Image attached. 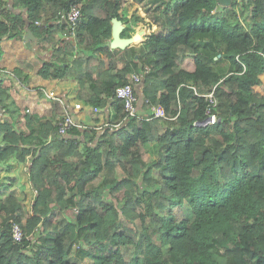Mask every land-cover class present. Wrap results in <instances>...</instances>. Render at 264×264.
Wrapping results in <instances>:
<instances>
[{
  "label": "trees",
  "instance_id": "1",
  "mask_svg": "<svg viewBox=\"0 0 264 264\" xmlns=\"http://www.w3.org/2000/svg\"><path fill=\"white\" fill-rule=\"evenodd\" d=\"M121 2L0 0V55L2 41L23 39L30 28L37 48L44 41L52 48L40 76L74 70L76 99L111 109L114 120L124 115L116 87L148 68L135 91L168 117L106 126L82 151L72 133L94 139L97 132L74 127L61 136L50 118L26 111L19 131L0 118L8 142L0 160L10 165L0 170V186L10 185L11 156H30L35 190L30 215L14 191L0 194V264H78L71 255L92 264H220L222 251L230 255L225 264H264V93L256 89L264 75V0H133L157 29L138 46L111 49L112 20L124 21ZM72 5L82 12L74 35L60 13ZM189 56L193 70L183 67ZM213 88L219 120L203 123ZM9 96L0 83L1 100ZM150 142L157 156L148 161ZM71 154L78 163L65 161ZM186 203L179 219L175 208ZM118 205L141 226L122 222ZM13 221L36 237L15 241Z\"/></svg>",
  "mask_w": 264,
  "mask_h": 264
},
{
  "label": "crops",
  "instance_id": "2",
  "mask_svg": "<svg viewBox=\"0 0 264 264\" xmlns=\"http://www.w3.org/2000/svg\"><path fill=\"white\" fill-rule=\"evenodd\" d=\"M132 1L133 0H131L130 4L132 3ZM146 19L149 22V18L146 17ZM151 25H153L154 27L157 26L154 23H152ZM149 30H151V32H152V30L154 31V29H150V28H149ZM151 32L145 33L144 35L145 36L149 35V34H151ZM141 41H143V39ZM3 42L4 41H2L1 44ZM39 45H42V47H44V48L46 45L47 50L45 49L43 51L44 54L38 53L37 54L38 57H37V56H35L37 49L35 50L33 48H30L33 46H27L24 38L23 39H18V38L11 39V66L10 67L12 70H14L15 73H16L15 69L20 68L22 73L20 75L16 73V75L18 76V78H20L26 84V87H28V89L19 86L18 83L13 78H8V77L3 78L1 83L8 85L9 93H11V94L8 97V100L6 101L7 104L4 101H2V102L6 106L9 104V101H11L9 107L4 106V110L5 111L7 110L4 114V118L6 117V118L13 120L14 123L16 124L15 126H16V129L18 131H19L18 126L23 125L25 123L24 122V113L21 114L20 111H23V112L26 111V112H29L31 114H38L42 118H50L54 122V124H55L57 119H59L63 116L64 111H63V108H62L60 103H58L52 99H48L45 96H43V94H41L40 92H37L34 90L35 88L38 87V85H43V86L46 85L45 87H47V88L56 89L58 91L65 93L70 100H72V99L78 100V99H76L77 98L76 96H77V92H78L80 83L78 82V80H75V78H76L74 76L75 74H70L71 72H69L68 75L64 78H53L55 80L54 81L55 83L53 85H51L50 87H48L47 84L44 82L48 79L42 78L40 76V74L38 73L39 67L44 62L41 61L42 64L39 65L37 68H35L36 70L34 69L35 60H40V58H43V61H45L46 59H50V58H48L49 56L50 57L52 56V52H51L52 48H50V45L48 43H46L44 41V42H41ZM39 45H38V47H39ZM2 46H5V42L2 44ZM13 46H18L19 52H22V54L18 55L17 53H19V52L16 51V49H14ZM25 48L26 49L30 48L34 52H32L31 50H25ZM39 56H41V57L39 58ZM5 58L7 60V58H8L7 54H5ZM6 60H5V63L3 66H7ZM183 67H185L189 70H193L195 68L194 57H192V56L187 57L185 59V61L183 62ZM69 74H70V76H69ZM37 80H39L40 83H36ZM42 80H44V81H42ZM10 83H11V85H10ZM138 94L140 96L139 108L142 112L146 113L147 112V106L143 102L144 95L141 92L140 88H139ZM86 105H94V104H86ZM27 108H29L30 111H27ZM19 113H20V115H18ZM79 117L84 121V123H86L89 126L86 129H88V131L90 130L89 132L91 134L94 131L97 132L94 139H91V136L87 135L88 133H82L79 136L76 133H72L77 137V140L80 142L79 149L82 151V149L84 148L85 145L87 146V144L94 143L93 141H96V138L98 137L99 133L101 131H103V129H104V128L97 129V128H94L92 126L96 125V124H101L104 121L109 120L110 119V113L106 107H102V111L98 112V113H92V111L90 112V110L89 111L84 110L81 113H79ZM88 118H89V120H88ZM80 129H82V128H80ZM81 131H83V130H81ZM69 135H71L70 132L65 134L64 136L67 137ZM5 143H6L5 139L2 136H0V147H4ZM31 146H34V145H31ZM33 151H34V148H33ZM12 156H15V155H12ZM14 158H16V159H14V160L11 159V162H9V163H11V170L7 172V174L10 176L9 182L11 185V192L15 191V189L17 187H19L20 185L22 186V182L27 183V181H28V183L31 184L30 183L31 181H29V175H28L29 172L27 174L24 173L25 175L23 176L22 182H20L18 180L16 181V178L18 177L17 173H20L21 169L23 171V167L25 164H28V162L30 160V156H28V158L24 161L18 160L16 156ZM65 161L76 164L79 161V156L77 154L67 155L65 157ZM101 179H102V177H101ZM19 190H21V189H19ZM28 195H29L28 200L32 201L34 198V195H35V190L33 187H32V193L30 192ZM72 260L77 261L78 264H92L93 263V260L91 258H85L83 260H80L77 258V259H72Z\"/></svg>",
  "mask_w": 264,
  "mask_h": 264
},
{
  "label": "built area",
  "instance_id": "3",
  "mask_svg": "<svg viewBox=\"0 0 264 264\" xmlns=\"http://www.w3.org/2000/svg\"><path fill=\"white\" fill-rule=\"evenodd\" d=\"M62 15L65 16L67 27L69 29V32L74 35L75 29L78 26V23L81 19V6L80 5H72L70 9L64 10L60 12ZM67 35L68 33H64ZM149 71L148 68H146L144 72ZM143 73L142 72H132L129 75V80L125 84L118 85L115 89V96L116 98L120 99L123 103V111L124 115L119 120L113 119V112L110 109V119L104 121L101 124L93 125L92 127L97 129H102L106 126H112V127H118L121 126L124 122L127 121L129 118H136L137 120H149L154 117H167L166 109L165 107L158 103H153L149 97H144V104L147 106V112L144 113L139 108V102H140V96L135 91V88L138 84H140L143 80ZM13 78L19 86L23 88H27L26 84L18 78L14 70L10 69L7 66H3L0 64V83L2 82L3 78ZM18 78V80H17ZM22 82V85L20 84ZM32 90V89H31ZM37 92H40L48 99H52L58 103L61 104L63 108V116L56 120L55 126L57 128V131L61 135H65L69 133V131L76 127V128H82L86 129L89 126L84 123V121L79 117V113H81L84 110H90L92 113H98L102 111V107L98 105H86L81 100H73L71 101L68 96L56 89H50L43 85H38L37 88L34 89ZM209 99V106L207 107V117L206 121L210 124L215 123L219 120V117L215 112H213V108L217 105V97L214 93V88L205 94ZM4 103L1 100L0 97V110H4ZM27 111H30L29 108H27ZM176 117V116H175ZM174 118V117H172ZM51 136L49 137L50 140ZM35 145L33 146V148ZM12 234L14 237V240L17 242H22L24 238L32 240L34 238V233H28L23 229V226L21 223L17 221H13L12 224Z\"/></svg>",
  "mask_w": 264,
  "mask_h": 264
},
{
  "label": "rangeland",
  "instance_id": "4",
  "mask_svg": "<svg viewBox=\"0 0 264 264\" xmlns=\"http://www.w3.org/2000/svg\"><path fill=\"white\" fill-rule=\"evenodd\" d=\"M127 1V2H126ZM123 2H125L126 4L123 6L122 5V3ZM130 2H131V0L129 1V0H122V2H121V4H120V9H119V13L122 15V17H123V23L125 24V29L123 30V32L124 33H126V34H128V33H130L131 35H133V34H135L136 32H139L140 30H145V32L146 33H149V32H151V30H149V28L150 29H157V26H153V25H151V23L150 22H148L147 21V19H146V14H145V11L143 10V8L139 5V4H134L133 2L130 4ZM137 14H140L143 18H144V20H138L137 19ZM134 21H139V22H141V25H135V24H132L131 22H134ZM150 23V24H149ZM144 24V25H143ZM143 25V26H142ZM152 27V28H151ZM153 31V30H152ZM125 35V34H124ZM147 36V35H146ZM146 36L143 34V40L146 38ZM141 40V39H140ZM140 40H137L136 42H134V45H136V46H138V45H140L143 41H140ZM4 42H5V46H3V48H2V54H1V56H0V64L1 65H4V63H5V60H6V58H5V54H7V56H8V58H7V60H6V65H7V67H9L10 69H11V39H7L6 41L4 40ZM3 42V43H4ZM110 42V41H109ZM2 43V44H3ZM48 46V45H47ZM14 47V49H16V51H18L19 52V47L18 46H13ZM22 48V47H21ZM30 48H33V49H37L36 50V54H35V56H37V54L39 53H41V54H44L43 53V51L46 49L47 50V48H46V45H45V48L44 47H42V45H39V48H37V46H35V47H30ZM26 49L25 48V50H31L32 52H34L32 49ZM18 55H20V54H22V52H19V53H17ZM103 57H107V55L106 54H103L102 55ZM38 57V56H37ZM41 56H39V58H40ZM48 58H50V56L48 57ZM40 61V62H39ZM41 61L42 62H44L43 61V58H40V60H35V64H34V69L35 68H37L39 65H41L42 63H41ZM33 66V65H32ZM36 70V69H35ZM74 70H72V71H70L71 73L70 74H76V73H74L73 72ZM70 74H69V76H70ZM68 75V74H67ZM262 78H263V84L262 85H260V86H257L256 87V89H258V90H262V92L264 93V75L262 76ZM17 80H18V78H17ZM25 80V79H24ZM75 80H78V82H79V79L78 78H75ZM42 81H44V80H42ZM55 80L53 79V78H50V79H48V80H46V81H44L46 84H47V86L48 87H50L51 85H53L55 82H54ZM36 83H40V81L39 80H37L36 81ZM80 83V82H79ZM20 84L22 85V82H20ZM10 85H11V83H10ZM19 85V84H18ZM8 86V85H7ZM23 86V85H22ZM46 86V85H45ZM18 88V87H17ZM11 94V93H10ZM71 101H73V99L71 100ZM10 103H11V101H9V104L8 105H6L7 107H9L10 106ZM7 104V103H6ZM5 106V107H6ZM7 111V110H6ZM5 110L3 111V109L2 110H0V118L1 119H3L4 118V114H5V112H6ZM19 111V110H18ZM20 113L21 114H23L24 112L23 111H20ZM20 113L18 114V115H20ZM6 118V117H5ZM88 120H89V118H88ZM86 121V120H85ZM6 141V140H5ZM8 142L6 141V143H5V145L7 144ZM151 144L150 145H146V151H143V153H144V156L146 157V159L148 160V161H150L151 159H153V158H156V156H157V153L156 152H154V150H155V147H156V144L154 143V142H150ZM15 156H11V159L12 160H14V159H16V158H14ZM16 161V160H15ZM8 166H10L9 164H7L6 163V165L3 163V162H1V160H0V170H2V171H6L5 169L8 167ZM9 169L11 170V167H9ZM10 170H8V171H10ZM155 174H158L159 173V171L157 170V169H154V171H153ZM24 173H28V164H25L24 165V167H23V171H22V169H21V171H20V173H17L18 174V177L16 178V181L18 180V181H20V182H22L23 181V176L25 175ZM120 173L122 174V171H120ZM119 173V174H120ZM29 175V174H28ZM8 181V179H6V182ZM29 181H30V178H29ZM96 181L97 182H100L101 181V177H98V178H96ZM31 183V182H30ZM19 185V184H18ZM19 189H21V190H19ZM32 193V184H29L28 183V181H27V183H24V182H22V186L20 185L19 187H17L16 189H15V191H14V193H17V195L21 198V199H23V204H24V206L26 207V210H27V212L29 213H27V215H30L31 214V210H32V201L31 200H28V194L29 193ZM0 194H2V195H9V194H11V185H3V186H0ZM111 196H110V192L109 191H107V195H106V200H111ZM119 206V216H120V218H121V220H122V222H124V223H126L127 225H129V226H133V225H136V226H141V220L140 219H137L135 222H133V221H130L129 219H128V217L126 216V214H125V212H123V210L120 208V207H122L121 205H118ZM138 210H139V208H138ZM188 204L186 203L184 206H178V207H176L175 208V214L177 215V217L180 219V218H183V217H186L188 214ZM54 219V221L56 220L55 219V217L53 218ZM34 237H36V235L34 236ZM27 252H29L30 253V251L29 250H27ZM219 253V252H218ZM217 253V255H215L216 257H218V259L220 260V264H225V263H227V259H228V256H230L229 254H228V252H224L223 253V251L222 252H220L219 254ZM71 258L72 259H76V257L74 256V255H71ZM53 264H56V263H53Z\"/></svg>",
  "mask_w": 264,
  "mask_h": 264
},
{
  "label": "water",
  "instance_id": "5",
  "mask_svg": "<svg viewBox=\"0 0 264 264\" xmlns=\"http://www.w3.org/2000/svg\"><path fill=\"white\" fill-rule=\"evenodd\" d=\"M218 2L221 5H230L232 3V0H218ZM125 24L123 21L118 18L114 17L112 20V37L110 39V48H126L127 46L133 45L134 42L137 40H142L143 34H145V30H140L139 32H136L135 34L131 36H123V30H124ZM23 38L26 42L27 46H37V36L34 34V32L27 28L25 34L23 35ZM140 40V41H141ZM203 123H208L206 119L203 121Z\"/></svg>",
  "mask_w": 264,
  "mask_h": 264
},
{
  "label": "bare ground",
  "instance_id": "6",
  "mask_svg": "<svg viewBox=\"0 0 264 264\" xmlns=\"http://www.w3.org/2000/svg\"><path fill=\"white\" fill-rule=\"evenodd\" d=\"M124 29H125V26H124Z\"/></svg>",
  "mask_w": 264,
  "mask_h": 264
}]
</instances>
